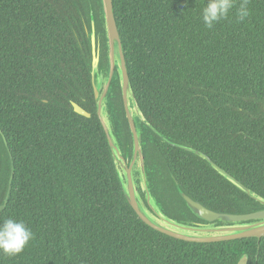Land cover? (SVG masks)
Listing matches in <instances>:
<instances>
[{
  "label": "trees",
  "instance_id": "obj_1",
  "mask_svg": "<svg viewBox=\"0 0 264 264\" xmlns=\"http://www.w3.org/2000/svg\"><path fill=\"white\" fill-rule=\"evenodd\" d=\"M131 86L169 140L196 148L264 197V0L238 22L209 29L206 0H112ZM91 16L99 0H0V217L35 238L0 264H264V237L197 243L143 222L117 178L91 84ZM103 34V31H102ZM91 113L73 111L71 102ZM152 135V137L150 136ZM153 195L177 219L194 216L169 194L172 173L205 206L261 207L207 161L143 127ZM10 154V156H9Z\"/></svg>",
  "mask_w": 264,
  "mask_h": 264
},
{
  "label": "water",
  "instance_id": "obj_2",
  "mask_svg": "<svg viewBox=\"0 0 264 264\" xmlns=\"http://www.w3.org/2000/svg\"><path fill=\"white\" fill-rule=\"evenodd\" d=\"M102 31H96L93 16L89 32L91 43L90 77L93 88L95 114L105 133L114 169L128 203L138 217L153 229L171 237L197 243L220 242L240 238L264 237V197L246 187L234 176L217 165L202 151L188 145L173 142L161 134L142 113L129 79L123 44L114 16L112 0H99ZM73 111L84 117L91 113L72 101ZM143 127L149 128L167 144L191 152L230 181L234 186L259 203L261 207L240 213L211 209L189 196L181 188L172 173L173 186L169 194L183 202L194 219H177L165 213L151 192L144 158ZM5 145L6 139L0 130ZM152 137V135L150 134ZM10 156V154H9ZM13 166L7 192L0 211L9 196ZM248 255L242 254L236 264H247Z\"/></svg>",
  "mask_w": 264,
  "mask_h": 264
},
{
  "label": "clouds",
  "instance_id": "obj_3",
  "mask_svg": "<svg viewBox=\"0 0 264 264\" xmlns=\"http://www.w3.org/2000/svg\"><path fill=\"white\" fill-rule=\"evenodd\" d=\"M249 0H240L236 9L237 21L250 16ZM236 7L235 0H206L200 15L205 27L211 29L215 24L228 18L230 11ZM35 234L24 220L15 216L0 217V254L15 257L22 254Z\"/></svg>",
  "mask_w": 264,
  "mask_h": 264
},
{
  "label": "flooded vegetation",
  "instance_id": "obj_4",
  "mask_svg": "<svg viewBox=\"0 0 264 264\" xmlns=\"http://www.w3.org/2000/svg\"><path fill=\"white\" fill-rule=\"evenodd\" d=\"M84 109V108H83ZM260 240V239H259Z\"/></svg>",
  "mask_w": 264,
  "mask_h": 264
}]
</instances>
